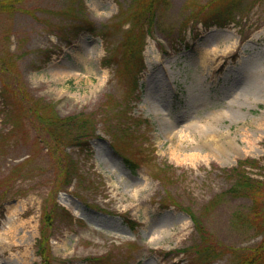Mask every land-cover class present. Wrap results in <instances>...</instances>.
I'll return each instance as SVG.
<instances>
[{
    "label": "rangeland",
    "instance_id": "1",
    "mask_svg": "<svg viewBox=\"0 0 264 264\" xmlns=\"http://www.w3.org/2000/svg\"><path fill=\"white\" fill-rule=\"evenodd\" d=\"M39 240L46 264L264 253V0H0V264Z\"/></svg>",
    "mask_w": 264,
    "mask_h": 264
},
{
    "label": "bare ground",
    "instance_id": "2",
    "mask_svg": "<svg viewBox=\"0 0 264 264\" xmlns=\"http://www.w3.org/2000/svg\"><path fill=\"white\" fill-rule=\"evenodd\" d=\"M199 55H200V57H203V53L202 52ZM207 55H208V53H207ZM197 63L200 64V62H197ZM156 101L157 100L146 104L145 110H146L147 113H149L150 115H152V117H155L156 119L157 118L158 119L159 118H163V116L160 114L161 109L158 108V105L156 104ZM190 126H199V125H197V123H196V124H192ZM210 128L215 129L216 127L210 126Z\"/></svg>",
    "mask_w": 264,
    "mask_h": 264
},
{
    "label": "trees",
    "instance_id": "3",
    "mask_svg": "<svg viewBox=\"0 0 264 264\" xmlns=\"http://www.w3.org/2000/svg\"><path fill=\"white\" fill-rule=\"evenodd\" d=\"M79 8H81V9H85V8H84V5L81 4V3H79ZM219 25H220V26H223V24H219ZM261 245H262L263 248H264V244H263V242L261 243ZM41 255H42V251H41ZM263 258H264V253H263L261 256L255 257V258H254V261H253V264H258ZM42 260H43V261H42V264H46L43 258H42Z\"/></svg>",
    "mask_w": 264,
    "mask_h": 264
}]
</instances>
